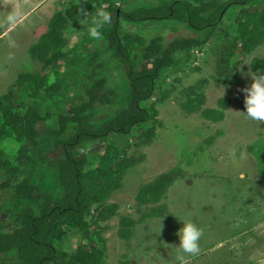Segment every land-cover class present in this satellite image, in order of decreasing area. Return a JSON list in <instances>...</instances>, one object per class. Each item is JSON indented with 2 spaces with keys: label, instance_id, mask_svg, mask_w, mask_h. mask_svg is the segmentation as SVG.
Segmentation results:
<instances>
[{
  "label": "trees",
  "instance_id": "obj_1",
  "mask_svg": "<svg viewBox=\"0 0 264 264\" xmlns=\"http://www.w3.org/2000/svg\"><path fill=\"white\" fill-rule=\"evenodd\" d=\"M119 1L69 0L28 47L41 69L21 71L0 95V264H108L100 222L116 213L111 194L122 186L127 170L144 158L128 151L156 135V104L174 88L167 81L170 74L183 70L192 49L217 42L222 45L217 75L221 82L233 81L238 56L264 42V2L168 0L123 9ZM99 9L111 12L113 20L100 29V39H94L89 22ZM171 20L194 34L163 45L161 35L147 37L127 27ZM75 24L80 38L67 48L66 34ZM116 64L126 81L125 95L109 85V70ZM250 70L264 75V59L253 57ZM183 92L180 106L186 114L223 120L228 97L204 107L201 82ZM101 110L107 116L98 121ZM40 123L51 131L44 152ZM248 150L264 175V140L248 145ZM37 162L51 170L53 188L32 176ZM178 175L181 169L174 167L142 184L136 209L145 217L163 215L166 205L160 202ZM135 224L131 216H120L118 236L129 239ZM70 232L86 241L66 250L63 243Z\"/></svg>",
  "mask_w": 264,
  "mask_h": 264
},
{
  "label": "rangeland",
  "instance_id": "obj_2",
  "mask_svg": "<svg viewBox=\"0 0 264 264\" xmlns=\"http://www.w3.org/2000/svg\"><path fill=\"white\" fill-rule=\"evenodd\" d=\"M166 1L119 3L123 9H130ZM68 3L69 0H0V95L21 71L41 69L42 64L29 56L28 47L46 31L49 18ZM141 25L127 27L147 37L161 35L163 45L194 34L174 20L145 21ZM176 25L178 29L174 30ZM78 26L75 24L66 34L67 48L79 41ZM221 49L222 45L215 42L191 50L183 70L170 74L167 79L174 88L156 104L160 123L154 139L132 146L128 151L129 155L143 154L144 158L127 170L122 186L111 194L109 202L118 205L116 213L100 222L105 227L108 264H180L179 253L171 246L179 243L176 235L182 226L179 219H190L203 230L199 242L201 252L187 258L186 264H264V175L259 173L256 159L248 150V145L260 138L264 140V122L242 114L245 112L243 89L251 84L254 74L250 62L253 57L264 59V42L252 53L238 56L233 81L221 82L222 78L217 75L216 61ZM117 70V64L110 67L109 85L125 95L126 81ZM198 82L206 97L204 107H214L220 97L230 99L223 120L210 122L198 113L186 114L182 110L183 90ZM105 116L107 112L101 110L98 121ZM38 128L43 144L48 142L40 146L44 152L49 147L51 131L43 123ZM174 167L181 169V175L175 178L160 202L166 205L164 214L143 216L135 204L139 187ZM262 167L264 171V164ZM31 171L34 179L46 188L54 187V176L46 165L37 162ZM122 215L136 221L127 240L117 234ZM84 241L79 234L70 232L63 249L73 250Z\"/></svg>",
  "mask_w": 264,
  "mask_h": 264
},
{
  "label": "clouds",
  "instance_id": "obj_3",
  "mask_svg": "<svg viewBox=\"0 0 264 264\" xmlns=\"http://www.w3.org/2000/svg\"><path fill=\"white\" fill-rule=\"evenodd\" d=\"M113 20V14L105 9H99L91 17L89 34L94 39H100L101 31L105 25H110ZM70 24V23H69ZM251 84L243 89L245 112L249 119L256 122H264V75H251ZM179 219V218H178ZM182 226L178 229L176 235L179 243L171 245L179 253L177 259L180 264H186V259L196 257L200 254V240L203 236V230L192 220H181ZM167 245V244H166Z\"/></svg>",
  "mask_w": 264,
  "mask_h": 264
}]
</instances>
